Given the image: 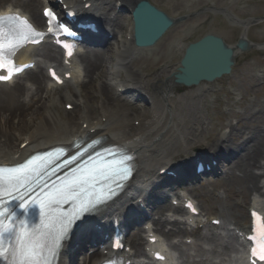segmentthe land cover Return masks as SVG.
Wrapping results in <instances>:
<instances>
[{
    "label": "bare ground",
    "instance_id": "6f19581e",
    "mask_svg": "<svg viewBox=\"0 0 264 264\" xmlns=\"http://www.w3.org/2000/svg\"><path fill=\"white\" fill-rule=\"evenodd\" d=\"M48 1L0 0V11L6 9L7 6H13L30 15L36 23H40L43 21V17L39 8L46 5ZM99 1L67 0V4L84 9L85 5L90 3L91 8L84 10V12L97 15L99 24L105 32L110 30V32L114 33L117 28L121 29L122 25L119 23L115 9L117 1H121L122 5H126V1L117 0L113 5L108 4L107 7L100 6V8ZM136 1L127 0V3L131 4L132 2L134 4ZM102 8L109 12L105 15L103 12L98 11ZM112 13L114 16H112ZM245 32L244 28L243 38L246 35ZM131 34L133 36V28L131 29ZM87 38L92 42H105L103 36H88ZM124 44L125 48L127 47L126 44L134 45L133 37L129 43L124 41ZM49 46V49H37L34 54L32 52L26 53L23 57L25 61L33 59L38 62L35 70H31L23 76L31 84L32 88L28 87V85L20 84L18 82L19 78L14 82L13 86L11 84L2 85L4 87L10 86L11 88L8 90L0 89V101L7 106L11 113L19 112L15 114L23 116L28 112H32L35 121L33 127L25 133L26 136L22 138L18 146L10 143L8 139L3 143L0 141V162L17 163L40 148L50 147L53 144H69L76 137H90V139L102 137L105 144L123 145L136 153L137 173L131 184V189L125 192L119 201L107 211L106 217H109V220L118 219L127 227L134 221V214L130 212L132 203L137 200L136 203L139 201L142 203L149 201L150 204H153L152 201L148 200L149 197L147 195L149 194L147 193L149 188L154 183L156 184L155 180L152 181L154 178L162 180L161 184H164V180L167 181L168 175L161 174L163 170L167 172L177 170L184 175L183 178H194L189 164L180 165L175 162L180 157V154H184L186 149L195 150L199 146H209L215 149L217 152L213 159L218 160L219 163L217 167L213 168V172H216L218 167L225 164L226 155H229L218 152H233L231 155L240 152L233 157L232 162L229 163V171L225 173L220 181V186L226 188L225 198L219 200L220 197L218 196L219 201L209 207V211L215 212L209 215L217 217L212 219L208 217L209 219L207 218L206 220L205 216L191 217L185 213L184 220L180 221L179 219L164 217L165 212L172 210L170 204H165L163 207L159 206L155 209L154 215L157 218L153 219L154 236H158L165 241H171L173 238H185V235H187V238H191L192 236L190 235H195L194 246L198 247L197 249L201 248L199 249L201 253L204 250L205 244L215 243L217 240L216 237L218 235L214 232L217 227L212 224L213 220H222L224 222L223 225L227 224V226L233 223V225L239 226L237 228L240 232H244L250 223L249 210H264V131L262 129L256 128L252 132L246 133L240 131L236 133L235 129L230 126L231 130L229 134L219 129L203 138L207 132L205 124L198 123L196 119L182 126L178 115L170 111L168 102L172 98L174 91H179L177 89L178 85L175 83L172 75L176 70L164 72L156 76L154 80L143 79V77L136 75L132 68L130 69L124 64L131 52L130 48H127L125 52L118 54L119 61L117 67L111 68L109 72L108 64L111 59V46H106L107 49L104 54H96L92 51L83 53L79 57L83 69L76 63L70 67L72 68L71 79L66 81L70 87L69 93L61 95L60 99L62 100L63 97L73 99L77 94L76 89H79V93L82 94L85 100L83 103L85 108L81 112L82 115L80 117L82 123L79 125L78 121L75 120L77 122L67 121L64 124H58L59 122L55 119L54 115L49 112L46 98L49 100L54 98V94L60 87L48 81L42 65L48 66L49 64L57 63L61 67L63 66L62 55L60 51L52 49L53 46ZM37 56L41 57V59L37 58ZM50 67L52 65H49L48 69ZM122 74H125V79L120 81L119 79H121ZM86 88L89 89L86 91ZM120 88L125 90L130 88L141 91L149 90V92H153L155 97L158 95L169 107L166 108V106L154 100L152 105L149 106V110L141 109L138 111L129 100L122 97L119 93ZM44 94L47 97H44ZM142 96L144 97V95ZM93 100H95V103L98 102L97 109L90 105V102ZM47 109L48 111H46ZM44 112H46V116H42ZM135 121L140 122V126H135ZM22 144L25 146L20 148ZM172 182L173 180H170L166 182V185L169 186ZM149 191L158 200L163 197L157 193L156 187L151 188ZM184 196V194H179L177 199L174 198L173 200H181ZM234 201L239 205H243L246 210L248 209V215L245 209H237L234 206ZM173 210L174 212H185L183 206L173 208ZM203 210L206 211L208 208L205 207ZM99 220L95 224L102 226V223H106L107 218ZM181 224H184L186 227H182ZM202 224L207 229L206 233L198 230ZM84 227L89 228L88 225ZM144 233L147 232L141 230L134 237L128 239L133 248L131 254L125 253L131 256L129 260L137 256L147 255L146 248L152 245L148 241L144 242ZM95 238L96 236L88 232L80 240L78 248L75 251H73L75 245L66 244L63 249V255L67 256L63 264H73L75 255ZM181 243L182 246L186 245L183 241ZM181 245L180 243L170 242L172 249L179 250ZM231 248L230 244H226L223 249L224 253ZM97 253L98 255L94 259L89 258L83 264H97L105 259L104 253ZM210 255L213 256V259H218V257H214L215 254ZM196 258H201L200 253ZM174 260H171L172 264L176 263ZM232 260L234 259H222L218 262L216 260L212 261L210 258H201L200 261L194 260L191 263L183 262L182 264H226Z\"/></svg>",
    "mask_w": 264,
    "mask_h": 264
},
{
    "label": "rangeland",
    "instance_id": "374dc122",
    "mask_svg": "<svg viewBox=\"0 0 264 264\" xmlns=\"http://www.w3.org/2000/svg\"><path fill=\"white\" fill-rule=\"evenodd\" d=\"M115 1L102 0L101 3L107 5ZM150 2L173 18L183 16L185 19L172 28L155 47L139 50L131 45L130 58L126 62V66L132 68L134 73L143 79L154 80L156 76L164 72L177 70L186 46L207 34L221 36L228 44L235 45L243 35L244 28H246L249 40L264 44V0H150ZM118 15L121 18L120 22H122V28L124 27V33L121 37L122 31L116 29L120 33L118 35L120 36L118 39L120 43L111 52L110 62L112 59H117L116 55L120 50L121 52L124 51L123 42H128L126 36L129 33V27L132 25V18L127 8L122 9ZM123 79H125V75ZM24 81L22 79L21 83ZM177 89L179 91H174L168 103L170 109L178 115L182 126L197 119L198 123L202 120L207 121L211 128H226L229 124H235L238 118L240 123L235 127L237 132H252L256 128L263 129L264 49H254L239 54L232 74L229 76L210 84L203 83L197 87ZM66 90L59 91L55 99H59L60 93L64 94ZM156 99L168 108V104L160 97ZM80 100L82 97L78 94L74 102L77 101L79 105ZM47 101L49 112L54 115L59 122L58 124L77 120L80 125L81 112H77L78 110L75 112L68 111L67 104H65L74 105L73 101L63 100L61 103L57 101L56 104ZM90 105L93 108L97 107L95 100L91 101ZM0 108V141L3 143L8 139L10 143L18 146L22 138L26 136L25 133L35 124L33 114L28 112L21 116L15 114L19 112L11 113L2 101H0ZM132 112L134 111L132 110ZM42 116H46V112ZM139 124L135 122V126H139ZM208 151L213 152L214 150L209 149ZM216 185L218 184L203 182L200 179L196 182L193 181L188 188L198 203L204 208H208L215 203L216 195L223 193L222 189H225H218ZM171 191L174 189L172 188ZM222 241L232 246L237 244L236 239L231 236H227L226 240L222 239ZM205 247L208 251L206 257L212 258L210 249L215 248V246L207 244ZM198 252L197 248L183 249L182 258L185 261L190 259L193 261ZM185 253H189L190 256L193 255L192 258L189 259L184 255ZM177 254L179 255L178 251ZM217 254H220V258L226 257L224 253ZM79 256L80 253L76 255V258Z\"/></svg>",
    "mask_w": 264,
    "mask_h": 264
},
{
    "label": "snow or ice",
    "instance_id": "6c2138e0",
    "mask_svg": "<svg viewBox=\"0 0 264 264\" xmlns=\"http://www.w3.org/2000/svg\"><path fill=\"white\" fill-rule=\"evenodd\" d=\"M44 15L49 17L48 31L52 32L51 25L56 18L48 11ZM5 23L11 25L7 30ZM42 38L43 34L35 31L27 20L18 16L0 17V68L6 66L5 61L11 65V57L26 44L38 43ZM18 71L20 69L11 67L9 76L0 75V80L9 79L12 72ZM130 159L124 156L119 160L94 164L65 178L59 186L53 185L49 191L27 196V199V193L35 191L30 187L33 177L39 176L32 167L33 162L13 168L0 167V264H51L48 255L56 254L72 225L114 196L116 188L123 186L121 182L131 172L127 164ZM13 201H18L17 207L24 212L38 204L39 224L32 226L19 219L10 207ZM65 203L72 205L71 212L61 210ZM253 217L256 218V213ZM249 239L253 242L251 256L264 261V229L259 232L254 229Z\"/></svg>",
    "mask_w": 264,
    "mask_h": 264
},
{
    "label": "water",
    "instance_id": "95a60500",
    "mask_svg": "<svg viewBox=\"0 0 264 264\" xmlns=\"http://www.w3.org/2000/svg\"><path fill=\"white\" fill-rule=\"evenodd\" d=\"M135 41L138 46H153L164 33L178 21L158 10L148 0H141L134 12ZM237 47L249 49L248 41L241 39ZM234 50L215 35H207L201 41L189 45L182 60V67L175 75L180 85H197L201 81H214L229 74L234 65Z\"/></svg>",
    "mask_w": 264,
    "mask_h": 264
}]
</instances>
